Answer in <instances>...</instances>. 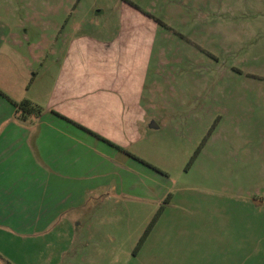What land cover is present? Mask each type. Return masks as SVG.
Instances as JSON below:
<instances>
[{
  "label": "rangeland",
  "instance_id": "374dc122",
  "mask_svg": "<svg viewBox=\"0 0 264 264\" xmlns=\"http://www.w3.org/2000/svg\"><path fill=\"white\" fill-rule=\"evenodd\" d=\"M132 4L150 22L149 121L126 161L149 197L126 195L127 176L98 181L50 233L0 231V264H264V0H0V23L116 38ZM35 72L45 88L44 61Z\"/></svg>",
  "mask_w": 264,
  "mask_h": 264
},
{
  "label": "crops",
  "instance_id": "0c3cea01",
  "mask_svg": "<svg viewBox=\"0 0 264 264\" xmlns=\"http://www.w3.org/2000/svg\"><path fill=\"white\" fill-rule=\"evenodd\" d=\"M138 11L122 16L116 38L74 22L35 40L0 23V231L48 234L97 200L98 181L119 174L130 181L126 195L149 197V176L128 165L139 159L126 151L149 121L150 22ZM23 100L43 114L18 119L14 101Z\"/></svg>",
  "mask_w": 264,
  "mask_h": 264
},
{
  "label": "trees",
  "instance_id": "16d2710c",
  "mask_svg": "<svg viewBox=\"0 0 264 264\" xmlns=\"http://www.w3.org/2000/svg\"><path fill=\"white\" fill-rule=\"evenodd\" d=\"M133 5V4H132ZM136 9V6L133 5ZM14 104L16 106V117L20 120H27L32 116H41L44 112V109L36 104H34L33 102L29 101V100H23L20 102H16L14 101ZM155 218L153 220V222L151 223L150 227L146 230V232L144 233L143 238L140 240V244L144 243V241L146 240V238L148 237L154 223L156 222Z\"/></svg>",
  "mask_w": 264,
  "mask_h": 264
},
{
  "label": "water",
  "instance_id": "95a60500",
  "mask_svg": "<svg viewBox=\"0 0 264 264\" xmlns=\"http://www.w3.org/2000/svg\"><path fill=\"white\" fill-rule=\"evenodd\" d=\"M151 126H152V127L155 126V127L157 128V125H156L155 123H153Z\"/></svg>",
  "mask_w": 264,
  "mask_h": 264
}]
</instances>
